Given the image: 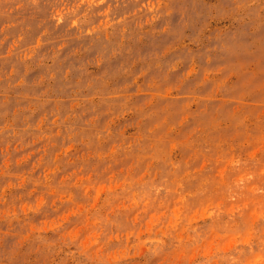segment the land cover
<instances>
[{
    "label": "rangeland",
    "instance_id": "1",
    "mask_svg": "<svg viewBox=\"0 0 264 264\" xmlns=\"http://www.w3.org/2000/svg\"><path fill=\"white\" fill-rule=\"evenodd\" d=\"M0 252L264 264V11L0 0Z\"/></svg>",
    "mask_w": 264,
    "mask_h": 264
},
{
    "label": "clouds",
    "instance_id": "2",
    "mask_svg": "<svg viewBox=\"0 0 264 264\" xmlns=\"http://www.w3.org/2000/svg\"><path fill=\"white\" fill-rule=\"evenodd\" d=\"M101 4L105 3V0H99ZM236 2V11L237 12H246L250 9L259 8L260 11H264V0H235ZM122 82L117 83V87H120ZM142 99V98H141ZM131 121H125V123H130ZM8 257L0 252V261H7ZM12 264H20V260L14 259Z\"/></svg>",
    "mask_w": 264,
    "mask_h": 264
}]
</instances>
